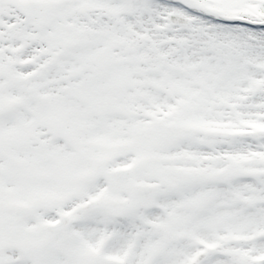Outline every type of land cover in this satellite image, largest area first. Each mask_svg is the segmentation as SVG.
I'll return each mask as SVG.
<instances>
[{
  "label": "snow or ice",
  "instance_id": "6c2138e0",
  "mask_svg": "<svg viewBox=\"0 0 264 264\" xmlns=\"http://www.w3.org/2000/svg\"><path fill=\"white\" fill-rule=\"evenodd\" d=\"M0 264H264V0H0Z\"/></svg>",
  "mask_w": 264,
  "mask_h": 264
}]
</instances>
